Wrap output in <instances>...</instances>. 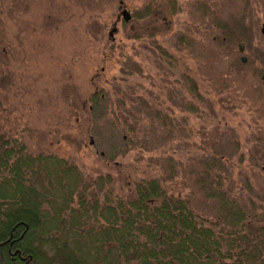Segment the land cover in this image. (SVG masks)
Listing matches in <instances>:
<instances>
[{
	"label": "rangeland",
	"instance_id": "rangeland-1",
	"mask_svg": "<svg viewBox=\"0 0 264 264\" xmlns=\"http://www.w3.org/2000/svg\"><path fill=\"white\" fill-rule=\"evenodd\" d=\"M263 26L264 0H0V128L86 181L109 175L100 202L172 173L168 193L208 217L197 180L217 156L264 210Z\"/></svg>",
	"mask_w": 264,
	"mask_h": 264
},
{
	"label": "trees",
	"instance_id": "trees-1",
	"mask_svg": "<svg viewBox=\"0 0 264 264\" xmlns=\"http://www.w3.org/2000/svg\"><path fill=\"white\" fill-rule=\"evenodd\" d=\"M91 102L100 107L102 94ZM224 164L213 157L197 180L208 217L168 193L172 173L127 184L126 196L111 188L100 202L96 188L109 175L86 181L77 166L33 156L0 128V264H264V210L225 187Z\"/></svg>",
	"mask_w": 264,
	"mask_h": 264
},
{
	"label": "water",
	"instance_id": "water-1",
	"mask_svg": "<svg viewBox=\"0 0 264 264\" xmlns=\"http://www.w3.org/2000/svg\"><path fill=\"white\" fill-rule=\"evenodd\" d=\"M122 16H123L125 22H128V21L130 20V15H129V13H128L126 10H124V11L122 12ZM115 32H116V29H113L112 32H111V36H112ZM262 33H263V35H264V26H263ZM240 50H241V52H243V46H242V45H240ZM242 62L245 63V62H246V59L243 58V59H242Z\"/></svg>",
	"mask_w": 264,
	"mask_h": 264
},
{
	"label": "flooded vegetation",
	"instance_id": "flooded-vegetation-1",
	"mask_svg": "<svg viewBox=\"0 0 264 264\" xmlns=\"http://www.w3.org/2000/svg\"><path fill=\"white\" fill-rule=\"evenodd\" d=\"M11 255H13L11 252H10Z\"/></svg>",
	"mask_w": 264,
	"mask_h": 264
}]
</instances>
